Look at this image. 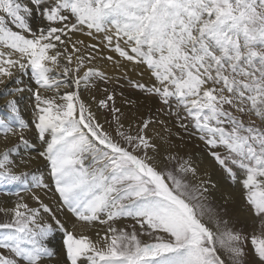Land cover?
I'll return each instance as SVG.
<instances>
[{
	"label": "snow or ice",
	"instance_id": "snow-or-ice-1",
	"mask_svg": "<svg viewBox=\"0 0 264 264\" xmlns=\"http://www.w3.org/2000/svg\"><path fill=\"white\" fill-rule=\"evenodd\" d=\"M98 81L113 87L89 103ZM0 86V138L15 140L0 184L20 189L0 206V264H264V0H0ZM124 87L159 107L140 115ZM31 132L47 180L16 162ZM193 138L235 189L223 214L181 154Z\"/></svg>",
	"mask_w": 264,
	"mask_h": 264
},
{
	"label": "bare ground",
	"instance_id": "bare-ground-1",
	"mask_svg": "<svg viewBox=\"0 0 264 264\" xmlns=\"http://www.w3.org/2000/svg\"><path fill=\"white\" fill-rule=\"evenodd\" d=\"M80 38L84 39L87 43H95L96 42L94 40H90L86 36H81ZM105 54L107 55V54H111V53L106 52ZM97 64L99 67H101L102 70L107 72L109 75H114V76H120L121 75V71L115 70L113 68V65L107 61L99 60V61H97ZM124 70L128 72L129 77L132 79H140L142 82H147L149 79L148 74L146 72H144V75L142 77L139 75L140 72L144 71L142 67L137 68L135 71H133L131 66L129 65ZM120 83H125V81L122 80V81H120ZM105 86L110 87V88L113 87V85H111V84L105 85L103 82L98 81L97 86L95 88L91 89L90 94L88 92H83V98L86 101H88L89 103H92V101L90 100V95L96 96L97 99L102 98V95H103L102 89ZM120 91H123L125 96H129L132 99L144 101V103L141 105L140 110H139L140 115H144L146 117L149 114V107H151V110L153 112H155V109L157 107H159V105L154 100L153 101L145 100L144 97L138 91H134V90L127 88V87L117 88V93H119ZM3 105H4V100L2 97V86H0V118H3L7 115ZM116 105L118 107H122L123 110L126 112V114H128L129 116L131 115V111H134V109L130 110V109H128L122 105L121 97L119 95L116 96ZM93 107L95 108V105H93ZM21 112H22V115H23L25 120L31 119L32 114H31V111L27 107L26 104L21 105ZM27 138L32 143H34L36 145V148L35 149H29V150H25L22 148L20 150L19 154L16 156V162L18 165H20V159L21 158H23L24 160L34 158V159H32V162L27 166L26 170L37 171L38 174L42 173L47 180V169L45 167V162L42 161L38 157V155L35 154V152H34V151L38 152V151L42 150V147L40 145V141L36 138L35 132L28 133ZM13 143H15V140L12 137H9L7 142L4 141L3 138H0V150H2L5 146H11ZM177 143H179V141H177ZM182 154H185V156H190L192 158L194 164L199 167L201 174H203L204 171H208L211 179L217 183V189H211L210 190V195H209L210 200H212L216 203H219V204H223V199H222L223 196H226L229 192L235 193V189L232 187V185L229 182H227L226 180H224L222 178V173L220 172L219 169H217L213 165L211 159L208 156H206L204 153H201L199 147L197 146V141L195 139H191L190 141L186 140V142L182 148ZM20 167H24V166L20 165ZM48 182L50 183V180ZM50 193H48L47 196H45L43 193H41V198L44 200L45 203L49 204L51 207H53L55 209L56 204L54 202V197L51 195L52 193L51 194ZM22 195L25 196V199L28 201L30 206H33V207L36 206L35 202L31 200V197L29 194L23 193ZM237 200H239V199L237 198ZM13 201H15V199H13V198L11 200H8V198L0 199L1 206L11 205V203ZM240 205H241V203H240ZM235 210H237V209H235ZM60 215L63 217L65 215V213H60ZM50 246L55 247L57 250L60 249V238H59V236H57V238L55 240L51 241ZM56 259L57 258H54L53 261L49 262V264H55Z\"/></svg>",
	"mask_w": 264,
	"mask_h": 264
},
{
	"label": "rangeland",
	"instance_id": "rangeland-1",
	"mask_svg": "<svg viewBox=\"0 0 264 264\" xmlns=\"http://www.w3.org/2000/svg\"><path fill=\"white\" fill-rule=\"evenodd\" d=\"M132 90H134V89H132ZM134 91H136V90H134ZM193 139H195V138H193ZM195 140L197 141V146L199 147L201 153H204L207 156V153H206V150H205L203 143L197 139H195ZM180 151L182 154V149H180ZM34 152H35V154L38 155L37 151H34ZM182 155H185V154H182ZM19 190L20 189L14 185L0 184V199L8 198V200H11L13 198L16 200L17 197L15 195H12V193L19 191ZM21 194H23V192ZM239 202H240V200H236L235 203H231L227 206L228 207V218H231L233 220H236L237 218L244 219L245 213L242 210V204L240 205L241 202L240 203ZM208 203L210 204L211 207H213L217 211L221 212V214H223V204L216 203L210 199H209ZM0 206H1V203H0ZM235 209H237V210H235ZM65 212H66V210H65ZM3 218H4L3 214H0V220H2ZM121 223L122 224H131L132 221L131 220H124ZM249 223H250V219H249ZM246 230H248V229H246Z\"/></svg>",
	"mask_w": 264,
	"mask_h": 264
}]
</instances>
